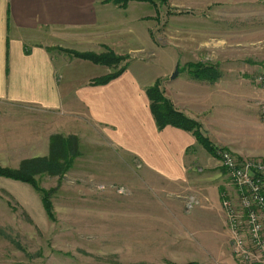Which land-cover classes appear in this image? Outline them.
Returning <instances> with one entry per match:
<instances>
[{
  "label": "rangeland",
  "instance_id": "374dc122",
  "mask_svg": "<svg viewBox=\"0 0 264 264\" xmlns=\"http://www.w3.org/2000/svg\"><path fill=\"white\" fill-rule=\"evenodd\" d=\"M132 1L155 8L151 32L155 56L141 64L153 73L175 69L173 59L183 41L180 33L192 30L187 36L195 42L194 30L201 27L190 25L200 18L218 22L213 29L219 33L221 49L225 44L226 50L253 63L264 60V0H130L123 6L105 0L121 8ZM59 50L82 60L86 59L75 54L111 51L121 56L117 66L86 60L107 68L102 76L132 60L148 58L143 52L132 56L105 45L101 52ZM28 114L22 113V120L10 126L27 125V129L11 133L16 138H0L1 168L18 169L25 159L43 157L39 143L48 156L51 138L56 136H75L78 155L71 158L68 153L72 163L63 174L33 176L35 186L0 176V264H241L233 256L229 238L227 249L217 248L222 237L211 203L201 197L206 193L211 198L213 188L219 187L221 201V193L229 188L230 179L217 156L209 153L203 162L198 158L189 187L171 186L160 178L145 177L131 156L109 148L78 120V125L69 123L73 120L68 116L53 121V126L51 115L45 116L43 139L35 138L29 128L39 122ZM255 115L252 110V118ZM258 116L247 139H225L237 144L230 150L240 158L264 160V123L259 112ZM12 149L21 154L9 153ZM42 197L50 202V215Z\"/></svg>",
  "mask_w": 264,
  "mask_h": 264
},
{
  "label": "crops",
  "instance_id": "0c3cea01",
  "mask_svg": "<svg viewBox=\"0 0 264 264\" xmlns=\"http://www.w3.org/2000/svg\"><path fill=\"white\" fill-rule=\"evenodd\" d=\"M154 12L153 6L135 1L121 8L105 0H0V138L13 139L11 133L27 129L10 127L22 120V113L41 123L29 128L37 139H43L45 116L51 115L52 126L68 116L73 120L69 123H80L109 148L131 156L145 177L189 187L193 166L198 158L207 161L209 153L189 131L171 125L157 128L146 89L158 81L175 110L198 122L214 146L231 149L237 144L225 139H247L259 120L264 91L256 78L264 60L253 63L226 50L225 44L221 49L213 29L218 22L200 18L190 25L201 27L194 30L195 42L187 36L192 30L180 33L183 41L173 59L177 76L171 78L173 67L153 73L141 64L155 56ZM104 45L132 56L143 52L148 58L132 60L116 78L94 85L91 80L107 68L59 50L101 52ZM206 59L215 62L207 64ZM9 153L21 154L15 149ZM213 190L211 198L206 193L201 197L211 203L222 237L217 248L222 250L232 234L219 187Z\"/></svg>",
  "mask_w": 264,
  "mask_h": 264
},
{
  "label": "built area",
  "instance_id": "2783aa9c",
  "mask_svg": "<svg viewBox=\"0 0 264 264\" xmlns=\"http://www.w3.org/2000/svg\"><path fill=\"white\" fill-rule=\"evenodd\" d=\"M256 80L264 91V62ZM259 113L264 123V100ZM216 156L230 179L221 206L233 256L241 264H264V160L240 158L223 147L216 148Z\"/></svg>",
  "mask_w": 264,
  "mask_h": 264
},
{
  "label": "trees",
  "instance_id": "16d2710c",
  "mask_svg": "<svg viewBox=\"0 0 264 264\" xmlns=\"http://www.w3.org/2000/svg\"><path fill=\"white\" fill-rule=\"evenodd\" d=\"M119 6L125 5L130 0H111ZM154 1V0H148ZM164 1V0H163ZM79 58L90 60L95 64H103L107 66H117L122 60L121 56H115L111 51H106L101 54H75ZM126 66L119 68L117 71L107 74L102 77L94 78L91 84L101 85L106 84L112 79L120 75ZM147 96L150 101V110L155 120L156 126L159 130L167 125L191 132L196 138L197 142L210 154L216 156V148L211 141L205 137L201 131L200 125L187 118L183 113L175 110L168 99H166L159 87L157 81L153 86L146 89ZM50 153L48 156L37 157L32 159H25L21 162L18 169H8L0 167V176L10 178L13 180L23 181L35 186L33 176L39 173L48 174H63L70 167L72 160L78 155L77 139L75 136L67 137L61 136L51 138ZM71 156L68 158L67 155ZM42 202L45 211L50 215V202L42 197Z\"/></svg>",
  "mask_w": 264,
  "mask_h": 264
},
{
  "label": "water",
  "instance_id": "95a60500",
  "mask_svg": "<svg viewBox=\"0 0 264 264\" xmlns=\"http://www.w3.org/2000/svg\"><path fill=\"white\" fill-rule=\"evenodd\" d=\"M178 74V68L176 67L173 74L171 75V78L174 79Z\"/></svg>",
  "mask_w": 264,
  "mask_h": 264
}]
</instances>
